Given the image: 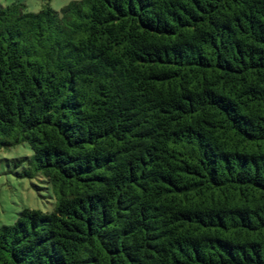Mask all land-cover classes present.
<instances>
[{"label": "trees", "instance_id": "obj_1", "mask_svg": "<svg viewBox=\"0 0 264 264\" xmlns=\"http://www.w3.org/2000/svg\"><path fill=\"white\" fill-rule=\"evenodd\" d=\"M24 144L56 204L0 264H264V0L0 5V150Z\"/></svg>", "mask_w": 264, "mask_h": 264}, {"label": "rangeland", "instance_id": "obj_2", "mask_svg": "<svg viewBox=\"0 0 264 264\" xmlns=\"http://www.w3.org/2000/svg\"><path fill=\"white\" fill-rule=\"evenodd\" d=\"M76 0H0L3 7L24 4L29 13H38L49 3L55 11ZM33 152L27 144L0 150V228L14 225L24 209L52 212L55 199L48 183L41 177L20 178L32 158Z\"/></svg>", "mask_w": 264, "mask_h": 264}]
</instances>
